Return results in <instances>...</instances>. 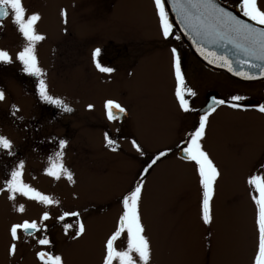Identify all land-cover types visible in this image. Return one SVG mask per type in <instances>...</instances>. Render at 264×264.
<instances>
[{
    "label": "rangeland",
    "instance_id": "obj_1",
    "mask_svg": "<svg viewBox=\"0 0 264 264\" xmlns=\"http://www.w3.org/2000/svg\"><path fill=\"white\" fill-rule=\"evenodd\" d=\"M23 5L29 14L41 15L37 30L46 39L36 52L49 93L73 111L39 99L36 79L15 61L22 38L11 17L5 19L0 49L9 52L13 63L0 64V90L6 94L0 102V135L12 141L14 155L0 151V176L23 160L25 181L61 201L59 208L48 209L53 218L46 222L54 250L64 254L65 264H100L103 241L119 213L118 198L147 159L139 158L126 137L155 152L171 144L178 132L184 134L171 94L169 49L159 33L152 0H23ZM61 9L68 13L66 25ZM95 48L101 49V63L115 72L95 69ZM107 98L128 108L126 124L106 120L102 105ZM89 104L94 105L91 111ZM13 105L19 109L15 115ZM250 118L251 114L221 109L210 119L204 146L221 171L210 227L199 220L200 190L190 164L170 155L150 171L140 210L152 245L151 264H250L254 208L245 178L257 167L256 153L264 148V118ZM105 132L117 141L116 153L104 147ZM60 139L68 142L64 163L74 173L75 185L42 174L48 157L59 150ZM12 203L0 192V264H39L35 253L42 249L23 235L16 255L8 256L7 230L20 219H38L42 206L27 202L21 216ZM68 209L79 210L87 226V234L78 241L70 239L72 229L66 236L64 222L56 220ZM74 222L71 217L66 220Z\"/></svg>",
    "mask_w": 264,
    "mask_h": 264
},
{
    "label": "snow or ice",
    "instance_id": "obj_2",
    "mask_svg": "<svg viewBox=\"0 0 264 264\" xmlns=\"http://www.w3.org/2000/svg\"><path fill=\"white\" fill-rule=\"evenodd\" d=\"M152 4L163 40L168 41L175 35L174 26L166 8V5L170 4L177 23L183 26L182 31L192 40L197 51L207 59L209 64L226 68L234 76L244 80L264 78V3H261V0H235L238 14H233L232 11L221 7L217 0H152ZM59 15L66 25L67 10L61 9ZM9 17L22 38L15 61L22 65L24 73L36 79L35 88L39 99L64 112H72L73 109L62 99L49 93L45 79L46 73L39 64L37 45L46 39L45 35L37 30L41 15L38 12L29 14L23 5V0H0V26L2 21ZM175 38L180 37L175 36ZM205 45H231L234 49L235 61L233 62L226 55H217ZM169 53L173 78L171 91L173 103L177 111L185 116L195 113L194 123L172 146H164L151 155L146 153L137 139L130 140L131 148L135 153L141 158L147 156V159L143 161L128 189L118 198L119 213L114 229L103 241L100 264H151L152 245L150 238L146 235L140 208L147 176L169 155H176L182 162L192 166L200 190L199 220L207 227L213 224L212 205L221 171L204 146L210 117L221 107L237 111L247 110V106L243 103L246 97L239 94L231 95L227 99L212 97L202 109L195 108L191 98H195L197 92L186 81L182 70V58L176 47H171ZM100 54V48H95L91 52V62L95 69L104 74L115 72L116 69L113 67L101 63L98 59ZM11 63H13V57L7 50L0 49V64ZM5 100L6 94L0 90V102ZM87 108L91 111L94 105L89 104ZM103 109L105 118L110 123L123 121L128 115V108L113 98L105 99ZM18 111L19 109L13 105V115ZM255 111L264 115V103L256 105ZM103 138L104 147L116 153L119 148L117 141L108 132L104 133ZM67 143L65 139L58 141L59 150L48 157L42 174L53 181L66 180L69 184L75 185L74 173L64 163V149ZM0 151L9 156L14 155L12 141L3 135H0ZM24 169L23 160L14 162L13 166L0 176V192L7 193V199L13 202L12 210L21 216L26 213L27 202L38 204L43 210L38 219L24 218L10 224L7 230L10 238L7 254L9 257L16 255L18 242L23 235L32 238L42 249L35 253L39 264H65L64 254L54 250L55 245L48 235L46 223L53 218L48 209L59 208L61 201L27 183L24 179ZM245 184L254 208L255 241L250 264H264V164H260L245 178ZM18 199L25 202L17 203ZM69 217L74 218V224L66 223ZM56 220L64 222L66 236L69 229L73 230L70 236L73 241H78L87 234V226L79 210H61Z\"/></svg>",
    "mask_w": 264,
    "mask_h": 264
},
{
    "label": "flooded vegetation",
    "instance_id": "obj_3",
    "mask_svg": "<svg viewBox=\"0 0 264 264\" xmlns=\"http://www.w3.org/2000/svg\"><path fill=\"white\" fill-rule=\"evenodd\" d=\"M218 1L226 6H229L237 13L235 8V0H218ZM174 34L175 35L171 37L168 41L164 40L166 42L165 46L168 47V49H170L171 47H176L182 58V70L185 73L186 81L189 84V86L192 87L197 92V96L195 98H191L192 104L195 108L202 109V107L206 105V102H210L212 97L227 99L231 95L239 94L246 97L243 103L247 106V110L238 111L239 113L251 114L252 118H250L249 120L251 122L258 121L257 116H262L264 118V115L255 111L256 105L260 103H264V82L245 85L242 83L234 82L229 78L225 77L223 74L208 70L203 65H201L197 61V59H195V57H193L189 53L188 49L181 43L180 39L175 38V36H178L175 31ZM221 109H229V108L221 107L217 110V112ZM229 110L237 111L233 109H229ZM217 112L214 113L210 117V119H212V117L216 115ZM177 114H178L177 118L179 120L182 131L185 132L194 123V117L196 114L193 113L187 116L179 112ZM128 118H129V114L124 117L123 121H115V123L118 125L126 124L127 121H129ZM180 134L181 133L178 132L175 140L167 146H172L173 143L179 139ZM126 139L131 140L132 138L127 136ZM163 147L164 146H162L161 148ZM261 147H264L263 141L261 142ZM146 153L150 155L153 153V151H148V152L146 151ZM256 154L259 160L257 165L258 167L260 164H264V148H261L260 151L257 152ZM171 156L178 158L176 155H171ZM144 158H147V156ZM257 167H255V169Z\"/></svg>",
    "mask_w": 264,
    "mask_h": 264
},
{
    "label": "water",
    "instance_id": "obj_4",
    "mask_svg": "<svg viewBox=\"0 0 264 264\" xmlns=\"http://www.w3.org/2000/svg\"><path fill=\"white\" fill-rule=\"evenodd\" d=\"M217 3L221 7L225 8L226 10L232 11L229 8H227L226 6L220 4L219 2H217ZM166 8H167V10L169 12L170 20L173 23L174 29L179 34L181 41L188 48L190 53L194 57H196L203 66H205L206 68H208V69H210L212 71L223 73L225 76L229 77L230 79H233V80H235L237 82H241V83H245V84L257 83V82L264 81V78H257V79H253V80H244L241 77L234 76L231 72L227 71L226 68L218 67V66H216L214 64H209L207 59H205L204 56L201 55L197 51V49L194 46L192 40L187 35H185V33L182 31V27L183 26L181 24L177 23V18L175 16V14L172 12L170 4L166 5ZM233 14H238V13L233 12ZM205 47L210 49L211 51L217 53V55H226L230 59H232L233 62L235 61L234 49L231 47V45H228V46L205 45Z\"/></svg>",
    "mask_w": 264,
    "mask_h": 264
}]
</instances>
